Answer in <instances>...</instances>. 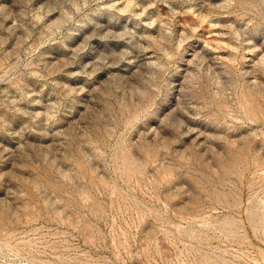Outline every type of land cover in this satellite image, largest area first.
Returning <instances> with one entry per match:
<instances>
[{
	"label": "rangeland",
	"instance_id": "obj_1",
	"mask_svg": "<svg viewBox=\"0 0 264 264\" xmlns=\"http://www.w3.org/2000/svg\"><path fill=\"white\" fill-rule=\"evenodd\" d=\"M0 264H264V0H0Z\"/></svg>",
	"mask_w": 264,
	"mask_h": 264
}]
</instances>
